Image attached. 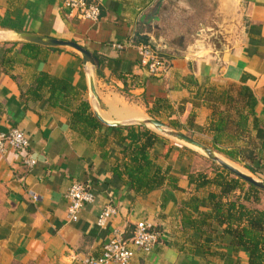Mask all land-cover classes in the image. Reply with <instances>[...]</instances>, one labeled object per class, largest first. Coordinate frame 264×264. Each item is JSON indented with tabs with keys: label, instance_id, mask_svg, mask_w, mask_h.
<instances>
[{
	"label": "crops",
	"instance_id": "crops-1",
	"mask_svg": "<svg viewBox=\"0 0 264 264\" xmlns=\"http://www.w3.org/2000/svg\"><path fill=\"white\" fill-rule=\"evenodd\" d=\"M91 1L100 9L97 21L67 16L62 0H0V130L16 127L29 138L27 149L0 155V264H83L86 256L101 252L113 228L130 237L138 221L149 223L158 240L148 252L135 249L129 264H248V251L232 247L224 225L212 222L213 230L200 234L182 220L180 202L219 190L214 184L189 185L187 174L200 171L207 157L199 148L148 124L160 135L151 156L171 166L178 189L136 193L124 175L113 172L122 150L118 132L102 127L86 138L71 127L66 110L48 103L47 90L39 91L40 98L27 90L39 72L67 80L105 121L120 124L116 129L152 118L264 178V136L252 125L254 116L264 131V0H223L222 5L232 4L237 22L226 36L232 43L211 51L195 44L184 53L169 52L158 75L140 65L136 47L155 42L164 48L161 36L155 38L164 0ZM22 34L74 41L97 58L98 66L84 62L73 48L28 42ZM245 87L255 99L246 130L241 134L229 122L216 140L218 131L209 125L229 112L236 120L227 97L240 96ZM156 98L169 107L152 116L144 100L151 106ZM239 110L247 113L244 101ZM218 150H234L236 159ZM28 158L35 163L28 165ZM73 181L87 184L94 200L69 221L64 193ZM108 204L117 213L98 226L97 216Z\"/></svg>",
	"mask_w": 264,
	"mask_h": 264
},
{
	"label": "trees",
	"instance_id": "trees-1",
	"mask_svg": "<svg viewBox=\"0 0 264 264\" xmlns=\"http://www.w3.org/2000/svg\"><path fill=\"white\" fill-rule=\"evenodd\" d=\"M156 38L161 36L160 27L155 30ZM160 35V36H159ZM155 45L153 42L151 43ZM25 45V44H24ZM31 48L35 44H26ZM57 49V48H56ZM168 57L169 52L160 51ZM44 88L48 95L46 100L52 106L62 107L69 114L70 125L76 131L81 132L86 138H90L96 129L102 127L111 129L120 134L119 143L122 145L121 157L113 167V172L118 176L124 175L136 193H147L153 189L169 186L178 189V177L172 173L170 165H160L151 156L150 150L154 143L160 139V135L142 125H123L116 129L99 121L93 114L88 101L79 96L78 90L67 80L58 78L45 72L35 75L28 93L34 98H40V90ZM220 96H215L219 99ZM230 108L236 114V120L229 112L209 125L214 131H218L216 140L220 138L219 131L231 125L236 127L241 134L246 130L250 114L253 112L255 99L252 92L245 87L240 96L227 97ZM244 101L247 113L239 110V105ZM146 111L155 115L159 107H169L165 99L156 98L151 106L144 100ZM157 104V105H156ZM252 125L256 129L257 136H264L263 129L258 125L253 116ZM173 125V123H169ZM126 133L122 135V131ZM215 140V139H214ZM215 140V141H216ZM228 140H232L228 136ZM127 141V144L124 142ZM217 149V148H216ZM234 150H218L229 159H236ZM237 152V151H236ZM212 162V161H211ZM213 177L208 178L207 172L200 170L197 173L187 174L189 185L195 184L202 187L214 184L217 192L210 191L204 197L192 196L189 200L180 202L179 209L182 220L200 234L213 230L211 223L224 225L223 232L231 236V244L234 249L244 247L248 251V264H264V189L248 182L235 174L215 164ZM255 173L252 168H248ZM210 207V212H203L200 207ZM198 215L194 216V215Z\"/></svg>",
	"mask_w": 264,
	"mask_h": 264
},
{
	"label": "built area",
	"instance_id": "built-area-1",
	"mask_svg": "<svg viewBox=\"0 0 264 264\" xmlns=\"http://www.w3.org/2000/svg\"><path fill=\"white\" fill-rule=\"evenodd\" d=\"M62 6L69 17L97 21L100 16L99 6L91 0H62ZM136 48L139 63L148 72L158 75L165 71L167 59L153 44L140 43ZM28 146L29 138L21 129L14 127L8 131L0 130V155L8 149L22 151ZM25 162L31 166L35 163V159L28 158ZM36 197L35 194H32L33 199ZM64 198L67 202L66 219L76 221L82 207L94 200V193L87 184L73 181L65 191ZM116 213V207L111 204L106 205L99 212L96 224L105 226ZM157 240L158 232L146 221H138L130 237L125 236L120 229L113 228L109 239L103 244L101 252L98 255L86 256L83 264H129L135 249L148 252Z\"/></svg>",
	"mask_w": 264,
	"mask_h": 264
},
{
	"label": "flooded vegetation",
	"instance_id": "flooded-vegetation-1",
	"mask_svg": "<svg viewBox=\"0 0 264 264\" xmlns=\"http://www.w3.org/2000/svg\"><path fill=\"white\" fill-rule=\"evenodd\" d=\"M216 7V0H164L163 19L158 22L161 38L164 40L163 49L170 53L182 51L185 50L186 43L201 40L204 33L206 36L214 34ZM202 25L208 29L200 30ZM189 37L191 38L188 39ZM214 38L217 39L216 36ZM222 41L219 40L213 47L217 48Z\"/></svg>",
	"mask_w": 264,
	"mask_h": 264
},
{
	"label": "water",
	"instance_id": "water-1",
	"mask_svg": "<svg viewBox=\"0 0 264 264\" xmlns=\"http://www.w3.org/2000/svg\"><path fill=\"white\" fill-rule=\"evenodd\" d=\"M22 37L24 39H26L28 42H33V43H37V44H41V45H45V46L73 48V49H75L81 53L84 62L89 61L94 66H96V67L98 66L97 58L94 55H92L88 50H86L84 47L78 45L74 41L62 40V39H57V38H52V37H42V36L33 35V34H24ZM153 43H155V42H153ZM91 95L93 98H96V100H97V95H96V92H95L94 87L92 85V80H91ZM91 110H92L93 114L96 116V118L99 121H101L103 124L108 125V126H117V125L119 126L120 125L117 123H110V122L105 121L98 114L97 110L92 106H91ZM137 123L139 125L144 126V127H146L148 124L153 125L157 130L161 131L162 133H165V134L172 136V137H174V138H176L182 142L188 143L190 145H193V146L199 148L213 162L219 164L223 168H226L228 171L235 174L236 176H238V177H240V178H242L248 182H251V183L255 184L256 186L264 189V180L256 179V178L252 177L250 174L241 171L240 169H238L234 165H232V164L226 162L224 159H222L211 148L203 145L202 143L193 139L189 135L184 134V133L179 132V131L172 130V129L170 130L167 128V126H165L164 124H162L158 120H155L152 118H149V119H146L145 121H140Z\"/></svg>",
	"mask_w": 264,
	"mask_h": 264
},
{
	"label": "rangeland",
	"instance_id": "rangeland-1",
	"mask_svg": "<svg viewBox=\"0 0 264 264\" xmlns=\"http://www.w3.org/2000/svg\"><path fill=\"white\" fill-rule=\"evenodd\" d=\"M216 3H217V7L215 9V24H214V27L216 26L215 27L216 31L214 32V34L208 35V36H206L205 33H204V35H202V39L201 40L196 39V41L194 43H191V44H187L186 43L185 47H184V44H183V47H184L185 50L188 47L197 44L199 46H206L209 49V51H211L212 49H214L213 46H216L218 44V41L221 40V39L223 40L222 42L225 43V44H231L232 43V42L228 41L226 36H228V34L234 32L235 31V25H237L236 18L234 19V12H232L233 11V6H232L231 3H229V5H228V3H225V5H222L223 0H216ZM238 15H239V12H238ZM232 26H234V28ZM161 28H162V26H161ZM202 29L205 30V29H208V28L207 27L204 28V26L202 25L200 30H202ZM207 33H208V31H207ZM200 35H201V32H200ZM213 35L216 36L217 39H215ZM190 38L191 37H189L188 39H190ZM197 41H198V43H197ZM154 44H155L154 47L156 45H157V47L159 46L158 43H154ZM222 44L220 43L219 47ZM163 45H164V43H163ZM160 46L158 47V49L159 50L161 49L163 51L164 49H162ZM185 50L175 51L174 53H180V52L184 53ZM166 125L168 127H170L168 124H166ZM204 158H206L205 162L202 163L201 165H199V167H198L199 170L206 171L207 173H209V172L213 173V167H214V165L212 164L213 161L211 162V160H209L207 157H204ZM231 163L235 167L239 168L240 170H243L244 172H248L247 170H244L243 166L241 164H239L238 162L232 161ZM215 164H217V163H215ZM217 165H219V164H217ZM248 173L252 177H254L256 179L264 180V178H260L256 174H253L251 172H248ZM36 258H38V259L41 258V259H44V260L46 259L45 256H37Z\"/></svg>",
	"mask_w": 264,
	"mask_h": 264
}]
</instances>
